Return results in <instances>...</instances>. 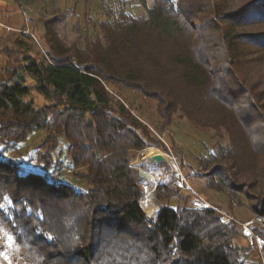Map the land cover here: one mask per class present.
<instances>
[{
	"label": "trees",
	"instance_id": "obj_1",
	"mask_svg": "<svg viewBox=\"0 0 264 264\" xmlns=\"http://www.w3.org/2000/svg\"><path fill=\"white\" fill-rule=\"evenodd\" d=\"M250 10H260L264 17L260 3ZM249 11L219 18L232 24ZM186 16L172 0H154L141 18L125 15L103 24L104 40L89 43L87 49L65 45L56 33V20L49 21L44 35L48 51L42 60L29 53L21 38L15 39L16 46L27 49L20 67L6 66L12 74L0 80L3 152L36 131L49 139L63 136L74 170L85 168L75 177L90 186L82 193L53 181L52 170L59 165L52 157L44 161V173L21 172L17 163L0 159V225L26 248L31 264H248L244 250L235 244L238 225L221 223L214 209L161 204L152 217L143 210L151 211L143 201L142 209V176L130 163L131 151L148 146L146 129L124 105L114 107L106 89L118 84L137 91L164 107L163 120L170 121L180 111L191 124L213 130L214 126L199 124L195 105L228 102L231 77L224 72L239 52L241 37L223 33L218 41H206L203 35L197 39L196 19ZM219 53L222 61L215 56ZM27 76L47 100L62 99L64 109L52 120L47 108L37 109L26 100L32 91ZM187 92L195 96L186 97ZM237 116L219 125L228 127L231 138L224 153L231 169L216 172L222 185L235 182L237 158L248 149L249 139ZM236 131H241L238 138ZM6 199L11 205L4 210ZM256 211L255 216H264L263 201Z\"/></svg>",
	"mask_w": 264,
	"mask_h": 264
},
{
	"label": "rangeland",
	"instance_id": "obj_2",
	"mask_svg": "<svg viewBox=\"0 0 264 264\" xmlns=\"http://www.w3.org/2000/svg\"><path fill=\"white\" fill-rule=\"evenodd\" d=\"M172 1L182 7L186 18L196 19L193 32L197 39L203 35L206 41H218L225 33L230 38L241 37V44L224 72L231 77L228 80V95L231 96L228 102L211 100L207 106L195 105L199 124L214 126L213 130L191 124L180 111L172 115L170 121H165L160 116L164 107L156 100L118 84L106 85L114 98V107L118 108V103L124 105L146 129L148 146L131 151L130 163L142 176L140 205L142 207L143 201L151 211L142 209L152 217L155 215L152 204L145 203L147 193L157 209L161 204H168L173 209L189 207L194 198L200 197L218 210L220 216L222 213L237 221L239 236L235 244L244 250L248 264H262L263 251L261 255L251 245L241 224L252 220L258 202H264V17L260 10H250L259 3L264 8V0ZM153 4L154 0H0V51L8 48L4 53L0 52V80L9 79L12 69L20 67L28 47L30 54L44 59L48 51V39L44 36L46 22L56 20V33L65 45L76 44L87 49L89 43L104 40L103 24L125 15L141 18ZM244 9L250 10L248 16L232 21V24L219 18L235 15ZM16 38L27 43V48L16 46ZM215 56L224 59L223 54ZM8 65H11V71L6 70ZM26 82L32 87L26 100H32L37 109L47 108L50 120L63 111L62 99L47 100L34 89L32 77L27 76ZM185 95L195 96L193 92ZM194 110L195 107L191 111ZM231 115H238L243 134L249 141L246 152L237 158L233 170L237 176L230 186L229 183L222 185L216 172L223 167L230 170L232 166L224 156L231 146L228 127L219 126L226 125L224 119ZM240 133L236 131L237 138ZM151 149L164 153L169 160L148 159L146 152ZM3 150L4 144L0 141V151ZM51 157L59 165L52 170V176L56 174L57 180L71 185L76 192L89 190L85 181L75 177L76 173L85 172V168L74 170L68 155V142L63 136L49 139L48 134L36 131L17 147L3 152L0 159L17 163L23 168L21 172L44 173L43 163L52 161ZM48 177L51 179L50 175ZM10 205V200L6 199L1 207L6 210ZM29 259L26 248L17 245L7 229L0 225V264H31Z\"/></svg>",
	"mask_w": 264,
	"mask_h": 264
},
{
	"label": "built area",
	"instance_id": "obj_3",
	"mask_svg": "<svg viewBox=\"0 0 264 264\" xmlns=\"http://www.w3.org/2000/svg\"><path fill=\"white\" fill-rule=\"evenodd\" d=\"M53 181L57 180V175L54 174ZM182 185V183H180ZM192 206L197 209H214L215 211L219 212L212 206H210L208 203L203 201L200 197H196L192 200ZM220 222L223 224H230V223H237V221L231 217L225 216L222 213H220ZM242 230L245 233V235L250 238L251 245L255 247L259 253L262 255V251L264 248V237L262 234H264V216L257 215L252 220L244 222L241 224ZM264 264V260H263Z\"/></svg>",
	"mask_w": 264,
	"mask_h": 264
},
{
	"label": "bare ground",
	"instance_id": "obj_4",
	"mask_svg": "<svg viewBox=\"0 0 264 264\" xmlns=\"http://www.w3.org/2000/svg\"><path fill=\"white\" fill-rule=\"evenodd\" d=\"M146 155L148 159H152V158L155 159L156 157L160 156V157H164L169 160L168 156H166L164 153L160 152L159 150H155V149L149 150L148 152H146ZM144 198H145L146 204H149V205L152 204L150 195L148 193L144 196Z\"/></svg>",
	"mask_w": 264,
	"mask_h": 264
},
{
	"label": "crops",
	"instance_id": "obj_5",
	"mask_svg": "<svg viewBox=\"0 0 264 264\" xmlns=\"http://www.w3.org/2000/svg\"><path fill=\"white\" fill-rule=\"evenodd\" d=\"M158 210H159V208L157 209V208L155 207V204L152 202V212H153V213H157Z\"/></svg>",
	"mask_w": 264,
	"mask_h": 264
},
{
	"label": "water",
	"instance_id": "obj_6",
	"mask_svg": "<svg viewBox=\"0 0 264 264\" xmlns=\"http://www.w3.org/2000/svg\"><path fill=\"white\" fill-rule=\"evenodd\" d=\"M157 161H161V160H164L165 158L164 157H160V156H158V157H156L155 158Z\"/></svg>",
	"mask_w": 264,
	"mask_h": 264
}]
</instances>
